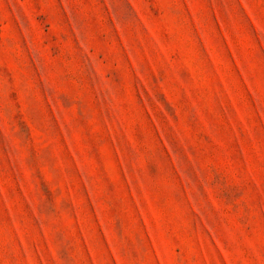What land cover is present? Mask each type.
I'll return each instance as SVG.
<instances>
[{
  "label": "rangeland",
  "instance_id": "rangeland-1",
  "mask_svg": "<svg viewBox=\"0 0 264 264\" xmlns=\"http://www.w3.org/2000/svg\"><path fill=\"white\" fill-rule=\"evenodd\" d=\"M0 264H264V0H0Z\"/></svg>",
  "mask_w": 264,
  "mask_h": 264
}]
</instances>
